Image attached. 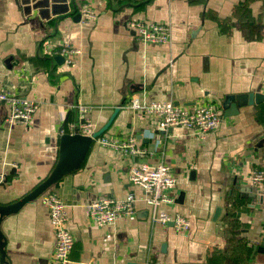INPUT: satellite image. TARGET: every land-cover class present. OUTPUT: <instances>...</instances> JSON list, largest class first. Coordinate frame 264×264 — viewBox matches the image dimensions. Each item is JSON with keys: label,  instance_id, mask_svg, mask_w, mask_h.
I'll return each instance as SVG.
<instances>
[{"label": "crops", "instance_id": "1", "mask_svg": "<svg viewBox=\"0 0 264 264\" xmlns=\"http://www.w3.org/2000/svg\"><path fill=\"white\" fill-rule=\"evenodd\" d=\"M38 1L0 0V90L38 102L30 121L7 123L0 100V203L17 201L50 174L60 135L82 103L92 107L97 129L111 119L103 133L133 134L150 151L136 160L167 163L176 184L162 208L190 225L177 231L152 221L142 189L128 180L132 158L94 138L80 166L47 188L66 204L75 239L67 264H264V187L248 181L264 167V99L246 101L264 93V0H46L34 7ZM83 3L96 14L89 23L74 18ZM130 18L166 22L171 40L139 41L125 24ZM64 40L80 49L68 67L53 54ZM133 93L185 106L210 100L221 122L204 137L159 129L125 107ZM129 191L138 198L133 215L92 223V199ZM0 231V264H55L41 194L3 215Z\"/></svg>", "mask_w": 264, "mask_h": 264}, {"label": "built area", "instance_id": "2", "mask_svg": "<svg viewBox=\"0 0 264 264\" xmlns=\"http://www.w3.org/2000/svg\"><path fill=\"white\" fill-rule=\"evenodd\" d=\"M95 17L94 10L83 3L80 7V21L89 23ZM125 24L143 43L163 44L171 40L170 27L166 22L130 18ZM78 53L80 49L71 46L66 40L53 51V54L63 56V62L67 67L74 63V56ZM0 100L8 105V114L4 118L7 123H26L31 120L38 108L36 100L23 97L12 89H1ZM125 107L134 113L143 112L159 129L184 127L198 137H204L208 131L217 128L222 118L220 108L210 100L185 106L175 104L171 100L146 101L142 100L138 93H133ZM76 110V120L69 123V133L92 135L97 130V123L90 115L92 107L77 103ZM95 139L100 145L115 149L121 155L132 158L127 170L128 180L142 189L141 199L146 204L152 221L170 224L177 231L189 228L188 218L162 208L163 204L172 200L170 191L176 184V176L167 163L136 160L135 157L150 154V151L141 146L133 134L118 137L102 133ZM248 181L253 186L264 187V167L252 169ZM41 201L47 207L49 224L54 234L52 260L55 264H67L75 239L67 227L66 204L55 191L49 189L41 193ZM137 201L138 198L132 191L127 192L123 197L100 195L87 204L88 217L95 225L112 224L119 216L133 215Z\"/></svg>", "mask_w": 264, "mask_h": 264}, {"label": "water", "instance_id": "3", "mask_svg": "<svg viewBox=\"0 0 264 264\" xmlns=\"http://www.w3.org/2000/svg\"><path fill=\"white\" fill-rule=\"evenodd\" d=\"M73 5L75 6L74 0H72ZM46 5V0H40L38 3H34V7L38 5ZM39 12L44 13L45 9L43 7H39ZM75 19L80 18V12H76L74 15ZM55 58H60L63 60V56L56 55ZM60 56V57H59ZM259 99H264V93H249L247 95L246 101L251 103L252 101H258ZM235 104V105H234ZM231 110H236V103L232 101ZM230 111H225V114H228ZM233 113V111H231ZM111 119L107 121L105 125L101 128L97 129L92 135H83L78 132L74 133H62L60 135L59 141V156L57 162L55 163L53 169L51 170L50 174L41 181L37 186H35L30 192L23 195L17 201L12 203H0V220L2 219L3 215L14 212L18 210L22 204L29 199L34 198L35 196L41 194L44 190H46L51 184L56 182L62 175L66 172L73 170L80 166L86 151L91 143L92 139L102 134L107 127ZM2 233L0 231V251L3 253L2 249Z\"/></svg>", "mask_w": 264, "mask_h": 264}]
</instances>
